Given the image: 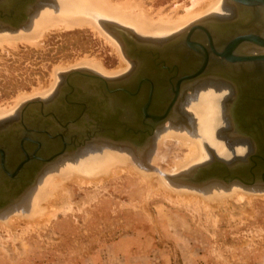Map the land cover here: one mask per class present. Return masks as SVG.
<instances>
[{"label": "rangeland", "instance_id": "374dc122", "mask_svg": "<svg viewBox=\"0 0 264 264\" xmlns=\"http://www.w3.org/2000/svg\"><path fill=\"white\" fill-rule=\"evenodd\" d=\"M142 1L153 12L161 10L160 13L163 15L177 12L178 16L184 15L185 9L180 7L177 10V5L185 4L186 8H192L191 6L196 2V0L194 2L178 0L177 3H174L173 0ZM203 1L202 4H204ZM198 3L200 0L195 4L196 8L199 7ZM202 4L200 6H203ZM208 18H211V15ZM103 23L124 28L119 24L106 21ZM101 28L112 42L119 46L112 32L114 29H110L112 34L110 35L106 32L104 25L103 27L101 25ZM50 30L46 32L39 47L17 43L16 48H11L5 43H2L5 44L4 46L1 44L0 111H7L14 106L13 99H18L20 94L32 95V93L36 94L40 91L48 92V87L51 85L53 86L50 90L54 89L59 81L54 72L80 63V61H84L83 58L90 62L94 61L95 64L99 63L106 72L119 69L122 72L124 68L125 73L127 72L128 64L122 60L119 63L116 50L113 51L114 47H110L112 43L109 45L110 43L106 42L103 36H98V32H92L87 27L62 32L58 29ZM125 59L128 60L126 57ZM195 83L194 85L197 86L201 82ZM46 88L48 89L46 90ZM33 89L36 90L33 92ZM190 90L192 89L188 88L184 93L187 94ZM16 96L17 98H15ZM225 96H228L227 91H223L222 96L217 97L216 110L220 122H216L215 127L213 124L211 127L212 122L203 125L202 114H195L186 107L182 108L181 105L179 110H181L180 108L184 109V111L181 110L184 115L181 112L178 114L180 117L178 119L176 117V120L188 123L190 126H194V129L201 127L202 130L212 132V137L219 138L221 148L225 150L223 153L216 151L223 157L228 150L222 142L227 143L236 139L231 135L229 126L225 127V123H223L220 107L223 105L227 108L226 105L229 101ZM226 110H224L225 116L226 113L229 115ZM8 116L0 119V125L9 121ZM164 126L169 125L165 122ZM174 140L167 138L154 140L155 146L151 152L152 156L148 159L150 166L148 169L142 164L136 163L124 151L109 148L108 150L102 145L106 150L105 155L101 153L94 159H98L97 164H100L101 169L109 164L108 161L103 163L109 156L116 159L114 164L120 168L117 167L115 173L99 168L97 175L92 176L90 181L85 180L87 182L84 183L87 185L65 181L64 187L62 186L57 193L59 196L55 198L58 200L54 199L50 202L57 212L52 208L55 212L48 209L49 211L45 210L46 212L43 210V213L41 210L26 216L27 219L31 217L32 220L28 219V221L31 220L29 222L34 223L35 221V224L31 223L33 225L28 224L29 222L25 223L27 220L14 222V225L8 223V220L7 223H5L6 220L4 222L0 220V264H77L78 259L88 256L98 246L106 245L124 235L139 239V244L147 252L158 250L157 253L162 254V257L167 255V264H264V192L249 195L252 197L247 195L249 199L242 198L241 201L235 195H233L235 199L232 196H227L228 202L225 201V203L217 205V197L212 198L215 200L214 204H211L213 200L209 199L211 197L208 195L222 194V192L223 195H226L235 190L243 192L241 191L243 189L232 186L231 189L224 192L216 189L217 187H212L214 190L202 194L201 191L170 183L164 175H176L195 165L186 166L187 160L185 161L184 158L188 155V147L184 143L182 146L180 141ZM148 147L146 150H149ZM107 151L109 156H107ZM243 153L240 152V155ZM205 154L206 158L203 161L208 159L206 151ZM78 155L74 156L72 160L68 159L69 162L80 161ZM230 156L232 155L229 153L228 157ZM95 165L94 163L93 166ZM175 167L177 168L175 169ZM41 175L42 172L37 175L32 187L30 186V191L31 189L32 191L28 196L33 193ZM46 175L47 173L42 178ZM153 181L158 183H153ZM160 187L162 189H159ZM166 189L175 191L174 196H176L175 194L181 195V197L177 196L180 200L172 198L173 193L171 195L170 192L165 191ZM207 196L208 198H206ZM228 197L230 200L231 198L234 200L230 201ZM6 210L2 209L0 214L2 212L10 213L12 209ZM39 217L42 220L36 224V218L39 219Z\"/></svg>", "mask_w": 264, "mask_h": 264}, {"label": "water", "instance_id": "95a60500", "mask_svg": "<svg viewBox=\"0 0 264 264\" xmlns=\"http://www.w3.org/2000/svg\"><path fill=\"white\" fill-rule=\"evenodd\" d=\"M45 1L0 0V29L15 30L22 27ZM229 2L236 10L239 7L240 11L248 12L245 21V25L250 28L248 32L233 33L214 42V36L207 30L208 26L198 24L180 38L163 39L164 42L144 40L132 36L133 33L125 29L113 28L112 32L125 57L138 66V75L131 83L124 81V77L104 80L89 71L75 70L61 75L52 96L24 103L14 117L8 118L4 127L0 126V210L13 204L30 188L44 166L62 155L74 153L91 141L126 143L135 153L141 154L155 128L162 126V122L164 124L171 114L180 86L188 81L195 83L211 77L227 80L236 93L235 99L227 103L226 108L233 122V127L229 125L230 131L232 136L246 139L248 152L243 157L234 154L227 159H220L213 148L207 147L210 160L167 177L174 185L197 189L212 183L225 187L232 183L264 187V53L261 52L264 49V35L250 24L264 17V0ZM215 20H212L215 25L240 27V20ZM198 31L205 43L192 36ZM160 42L165 44L159 46L163 49L157 48L155 51L146 48V45L151 44L163 45ZM249 43L263 47L257 55L240 56L245 48H239L240 51L236 53L239 57L233 54L239 45L245 47ZM173 54L183 59L181 66L172 67L178 74L174 97L167 105L159 107L153 99L156 100L158 86L163 85L162 71L167 69L162 57ZM152 55L161 60L154 67L158 65L162 71L148 80L144 77L146 67H143L142 62L144 56L149 59ZM192 57L195 62L190 66L187 60ZM182 67L185 70L179 71ZM228 69L234 72L226 73ZM143 85L148 86L147 95L137 102ZM118 104L124 105V109ZM129 106L134 111L133 117H130L134 121L128 120ZM49 127L54 128V134L47 130Z\"/></svg>", "mask_w": 264, "mask_h": 264}, {"label": "bare ground", "instance_id": "6f19581e", "mask_svg": "<svg viewBox=\"0 0 264 264\" xmlns=\"http://www.w3.org/2000/svg\"><path fill=\"white\" fill-rule=\"evenodd\" d=\"M48 1L49 0H46L40 6V8H38L36 10V12L29 18V21L26 24H24L22 27L17 28L15 30L0 29V46L2 43H5L7 46H9L11 48H13V47L16 48L17 43L18 44L22 43V44L30 45V47H32V46L33 47H39L41 44V40L44 39L46 32H48L50 29H53V30L58 29V30H60V32H62V31H70L73 29H81V28L87 27V28H90L92 30V32H95V31L98 32L99 33L98 36H100V37L103 36L104 40H106V42L110 43L109 45H111V43H112V46H110V47L111 48L114 47V49H112L113 51L116 50L117 58L119 56V63L121 62L120 60H122L123 62L127 63L128 67H129L128 61L130 62V68L128 69V71H130V69L132 67L131 61L130 60L127 61L125 59V57L123 55L124 52H123V50L121 51L122 47L119 44V41L116 39L117 43L121 47V49L119 46H117V44H114L112 42V40L109 38V36L102 30L101 25H102V27H103V25L105 26L106 32L109 33L110 35H112L110 33V28L116 29L118 27L121 29L125 28V30H127L128 32L133 33L132 35L137 34L136 36H139L138 38H142L144 40H156L157 41V39H164V38H168V37L172 38L175 36L177 37V35H179L181 32H183V35H184L185 33H187V32L184 33V31H186L189 27H191L192 25H194L197 22H199V23L203 22L205 19H208V17L210 15H211V20H213L212 19L213 17L219 19L222 16H225L228 13V11H230V7L228 4L232 5L229 2V0H207V1L200 0V3H198L199 7L196 8L195 4L198 2V0H196V2H194L195 0H192L194 2V3L192 2L193 3V6H191L192 8H186L185 4L182 6L177 5V10H179L180 7H182V9H185V14L182 16H178L177 12H175V13L173 12L172 14H166V15L161 14L160 13L161 10L158 12H153L151 8H148L145 6V4L142 0H50V2H48ZM177 1L178 0H173L174 3L175 2L177 3ZM202 1L204 2V4H202ZM201 4L203 6H200ZM237 9L240 12V8L237 7ZM104 21L109 22V23L119 24V25L123 26L124 28L119 27V26H114L111 24H104V23L102 24V22H104ZM253 23L254 22H252L251 24H253ZM201 24L204 25L206 23L204 21V23H201ZM197 26H199V25H195L193 27H197ZM210 26L215 27V28L218 27L217 25H215L213 23H211ZM193 27H191V28H193ZM216 30H218V29H216ZM233 31L234 32L235 31L240 32V27H233ZM52 32H54V31H52ZM226 34H227V36L233 35V33H231V34L226 33ZM183 35H181V36H183ZM211 35H213V34H211ZM192 36L195 39H199L200 41L205 43L204 39L202 38L203 35L200 33V31H198L197 33H194ZM215 37L219 41H221V39H220V37H218V35L215 34ZM146 38H148V39H146ZM193 39H191V40H193ZM241 45H239L238 48L234 50L233 54L235 56L237 55L236 53L240 51L239 48ZM253 46H256V45L255 44L245 45V47H253ZM260 46L263 47L262 45H260ZM256 47H258V46H256ZM241 48H244V47H241ZM208 51L210 53V50H208ZM116 52H115V54H116ZM122 52H123V54H122ZM236 57H239V56H236ZM83 59H84V61L82 60V61H80V63L75 62L76 63L75 65L69 66L66 69L62 70V69L58 68L59 69L58 71L54 70L55 71L54 73H56V77L58 76V78H57V80H59L58 83L60 82V78H61V75L63 73H67V72L75 71V70L89 71L90 73H93L97 76L102 77L104 80H111L112 78L115 79V78H118V76L122 77L126 71V70H124L125 69L124 68V69H122V72H120L121 71L120 69L116 70V71L112 70V72H110V71L106 72L105 70H103L100 67L99 63L95 64L94 61L90 62V61L85 60V58H83ZM88 60H90V59H88ZM66 65H68V64L66 63ZM121 65H122V63H121ZM123 65H124V63H123ZM128 71L126 73H128ZM61 72H63V73H61ZM231 72H234V70L228 69L226 73H231ZM52 75H53V72H52ZM210 79L217 80V81H223V82H216V85H213V86H207L206 88L204 86V87H200L196 90H191L192 94H189V96L187 97L188 101L185 105H186V108L188 110L193 111L195 114L196 113L202 114V118H204L203 125H207V124L212 122L210 124L211 127H212V124H213V127H215L217 125V123L220 122L217 118L218 115H217V110H216L217 109L216 108L217 107V104H216L217 97H221L223 91L226 88H228V86H229V85L228 86H225V85L228 83L229 84H231V83L225 79L222 80V79H219L217 77H211ZM58 83H56L54 89L52 88L50 90L51 86H53V85L49 86L48 87L49 89L46 88V90L48 89V92H46V91L41 92L40 91L41 93L37 92L36 94H33L31 92L32 95L29 94L30 96L28 94L24 95V93L23 94L19 93L21 96L18 94L19 96L18 95L17 96L19 98L13 99L14 106L10 107V109H8L7 111H0V119H4V117L15 112L13 115L8 116L7 118L14 117L17 114L18 109L24 103H26L28 101H32L35 99L36 100H42V98H44L46 95H48L51 91L52 92L47 97H45L44 99H47L49 96H52L55 93V88L57 87ZM221 85H224V86H221ZM229 87H231V86H229ZM43 88L45 89V87H43ZM40 89H41V87H40ZM230 89H233V88H230ZM35 90L33 89L32 91L34 92ZM17 96L15 98H17ZM180 105L182 106V104H180ZM225 109H226V107H224L223 105L220 107L222 117H223V121H224L223 123H225V127H228L229 125L233 127L232 119L229 117V115H227V113L225 116V113H224ZM176 117L178 119V117H180V116H178L175 112V114L172 115V119H169V117H168L165 121L168 123L169 126H167V127L164 126V124L162 122V126L158 125L155 128L153 135L149 138L147 143H145L144 147L142 148L143 154H137L139 152L135 153L133 151V148L129 144H126V143H117V142H114L111 140H100V141L96 140V141H91L90 143L86 144L85 146L77 149L72 154L62 155L57 160H55V161L47 164L46 166H44L43 170L41 171L42 172L41 178L39 177L40 180L36 183V186H35L33 193L31 195L28 196V194L32 191V189L30 191V188H28L13 204L7 206L6 208H3V209H7L6 211H10L11 209L12 210L10 211V213H7V214L2 212L0 214V220L3 222L6 220L5 223H7L9 221L8 223H11V224L13 223V225H14V222L17 223V221H21V220H23V222H25L27 220L25 222V223H27V222L31 221L32 219L30 217L28 219H31V220L28 221L26 216L35 214L38 211L42 210L41 211L42 213L45 210L46 211H49V210L50 211H54V210L56 211V209H54L53 206H51L52 204H50V202H51V200H54L56 197L59 196V194L57 196V193L62 186L64 187L65 181H68V182L74 181V183L80 182L78 184H81V183L90 181V179H92L91 177L94 176L98 172V170L100 168V166H99L100 164H97L98 159H94V157L97 158V155H99L101 153L102 154L104 153V155H105L106 150H104L103 147H105L107 149L109 148V149H114V150H118V151L119 150L124 151L125 154H127V155L129 154L132 157V159L134 161H136V163L142 164L143 166L146 167V169H148L150 167L149 163H148L149 162L148 159L150 158V156H152L151 152L153 151L154 146H155L154 145L155 139H157V141L159 139H166V138L169 140L176 139L177 141H180L179 142L180 144L182 143V146L184 143V145H186L188 147V153H187L188 155L186 158H184L185 161L187 160L185 162L186 166H189L192 164L198 165V164H200V161L202 163V162H206V161L210 160V155L206 150L207 147L213 148L218 153L225 152V150L223 148H221L222 145L220 144L221 142H220L219 138H216L219 140V141L218 140L216 141L215 137H212V132H209V131L207 132V130H202L201 127L200 128L197 127L196 129H194V126H190L188 123H183V122L176 120ZM230 126H229V128H230ZM217 135L218 134L216 132V137H217ZM222 141H224V140H222ZM97 143H100V144L98 145ZM222 143H224V146L226 147V150H228V152L225 153L226 155L224 157L221 154L219 155L216 152V154L220 157V159H227L229 153H230V155H234V154L238 155V154H240V152L244 151V153L242 155V157H243L245 155V153L247 152L248 143H247L245 138H236L234 140H230L227 143L225 141ZM102 145H103V147H102ZM148 145H149V147H148ZM203 145H204V147H203ZM99 147H102V148H99ZM146 147H148L149 150H146ZM204 148H205V150H204ZM89 149H91V150H89ZM205 151L207 153L208 159L206 161H203L206 158ZM116 153H117V151H116ZM107 154H108L107 156L110 155L108 153V151H107ZM76 155H78V159L80 161L76 160L73 162H71V161L69 162L68 159L72 160V158L74 159V156L76 157ZM114 156H115V154H114ZM110 158L111 157L109 156V158H107L103 162L105 164V162L108 161L107 163H109V164H106L107 166L105 168H103V167L102 168L104 170H106V172L107 171H111V172L113 171L115 173V170H117L120 167H118L114 164V162H116V159H113V158L110 159ZM92 163L93 164L95 163L96 165L93 166ZM182 165H184V164H182ZM175 166H177V165H175ZM186 166H185V168H186ZM192 166H194V165H192ZM191 167H188L187 169H189ZM176 168L177 167H175V169ZM103 169H101V170H103ZM41 172H39V174ZM133 172H134V170H133ZM46 173H47L46 177L42 178L43 175ZM131 173H132V171H131ZM164 177H165V179H167V181H169V179L166 175H164ZM93 179H95V177H93ZM85 180H87V181H85ZM156 181H158V180H156ZM68 182H67V184L69 185ZM154 182L155 181H153V183ZM158 182H160V181H158ZM84 184L87 185V183H84ZM232 186L233 187L238 186L239 188H242L243 190H241V191H243V192H240V190L239 191L235 190V191H232L231 193L226 194V195L225 194L223 195V192H222V194H218V193L213 194V192H212L213 195H208L211 197L209 199H212L213 197H215V198L217 197L216 201H217V205H218L222 202L225 203V201H227L226 200L227 196H230V197L232 196V198H234L236 196L241 201L242 198H245V199L247 198V200H248L249 198L247 197V195L248 196L251 194L257 195L258 192H264V187H255V186L246 187V186L239 185L236 183H232V184L228 185V187H225L219 183H212V184L208 185L207 187H202V188H198V189L193 188V187L192 188L186 187V188L201 191L202 194H206L207 192H210L212 189L214 190V188H212V187H217L216 189H218L220 191L223 190L225 192V190L231 189ZM31 187H32V185H31ZM162 187L165 188L164 186H162ZM181 187H185V186H181ZM159 189H162V188L160 187ZM62 190H64V189H62ZM165 191L170 192L171 195L173 193V196H171L170 194L169 195L172 198L175 197L178 200H180V198L177 196L181 197V195L175 194L176 196H174L175 191L173 192V191H171V189L170 190L166 189ZM61 192H64V191H61ZM233 195H235V196H233ZM208 196L206 198H208ZM230 197H228L229 200H230ZM249 197H252V196H249ZM232 198H231V200L233 201L235 198L234 199H232ZM261 198H262V196H261ZM183 199H184V197H183ZM55 200H58V199H55ZM212 200H213V202H212ZM212 200L211 201L209 200V201L212 202L211 204H214L215 199H212ZM236 201L239 202L238 200H236ZM210 202H209V204H210ZM56 207H57V204H56ZM61 208H63V207H61ZM57 210H59V209L57 208ZM59 212H61V211H59ZM47 213H50V212H47ZM40 217H39V219L36 218L37 219L36 224L39 223V220L41 222V220H42L41 218H43V217H41V218ZM33 220H34V218H33ZM31 223H33V222H29L28 224H31ZM28 224H26V225H28ZM33 224H35V221ZM33 224H31V225H33Z\"/></svg>", "mask_w": 264, "mask_h": 264}, {"label": "flooded vegetation", "instance_id": "af4514ba", "mask_svg": "<svg viewBox=\"0 0 264 264\" xmlns=\"http://www.w3.org/2000/svg\"><path fill=\"white\" fill-rule=\"evenodd\" d=\"M229 5V7H230V11H228V13L225 15V16H222L221 18H212L213 20L214 19H217V20H219V22H234V21H236V20H240L239 22H240V32H237V31H233V27H229V26H227V25H224V24H218L217 26V28H215V27H212V26H210V24L211 23H215V22H212V20H211V18H208V19H205L204 21H205V23H206V25L208 26L207 27V30L211 33V34H213V36H214V42H215V40L216 41H218V39L215 37V34L216 35H218V37H220V39H222V38H224V37H227V34L226 33H244V32H248V30L250 29V28H248L247 26L248 25H245V21H247V15H248V12L247 11H238L237 12V10H236V7L232 4V5H230V4H228ZM229 14V15H228ZM239 14V15H238ZM238 17V18H237ZM236 19V20H235ZM217 20H215V21H217ZM204 21L203 22H201V23H204ZM219 22H216V23H219ZM198 23L199 22H197V23H195L194 25H192L191 27H193V26H195V25H198ZM201 23H199V24H201ZM208 23V24H207ZM251 24V23H250ZM250 26V25H249ZM251 26L254 28V29H256L257 31H258V33L259 34H261V35H264V17H261V18H259L257 21H255L253 24H251ZM191 27H189L186 31H184V33L185 32H188L189 30H190V28ZM216 29H218V30H216ZM181 35H183V32H181L179 35H177V37L175 36V37H172V38H180L181 37ZM172 38H170L171 40H172ZM167 40V39H166ZM171 40H168V41H171ZM158 41V40H157ZM160 41H164V40H160ZM165 42V41H164ZM160 43H163V42H160ZM159 43V44H160ZM170 43V42H169ZM220 43V42H219ZM146 45V44H145ZM165 44L163 43V45L162 44H160V45H153V44H151V45H146L147 47L146 48H148V49H154L155 51L157 50V48H160V49H163L164 47H159V46H164ZM216 45V44H215ZM247 45H250V43L249 44H247ZM244 47V46H243ZM216 48H217V45H216ZM241 48V47H240ZM246 50L245 51H241L240 52V56H243V55H245V56H252V55H257L258 53V51H260V48H258V47H256V46H253V47H244ZM248 49V50H247ZM243 50V49H242ZM256 50V51H255ZM154 51V52H155ZM262 53H264V49L261 51ZM193 55V54H192ZM188 57H190L189 55H187ZM154 58V59H153ZM163 58V61H164V63H165V68H167L168 70H170V71H168L167 69L165 70V69H163V71L162 70H159L160 68L158 67V65H157V67H154V65H155V63L157 64H159L160 62H159V57H154L153 55L151 56V57H149V59L148 58H146L145 56L143 57V60H144V62H142L143 63V67H146L145 68V72H144V77L145 78H147L148 80H151L152 78H154L157 74H159L161 71H162V74H163V76L161 75V82H162V86H158V93L156 92V100L155 99H153V102L154 103H157L158 105H159V107H164L165 105H167L171 100H172V98L174 97V93H173V90L175 89V83H176V80H177V78H178V74H176L175 73V69L173 68L172 69V67H176V66H181V64H182V62H183V59H182V57L181 56H179L178 54H173L172 56H169V57H162ZM128 61V60H127ZM161 61V60H160ZM162 61V62H163ZM194 60H193V57L191 58V59H189V60H187V63L191 66V65H194ZM128 63H129V68H130V62L128 61ZM152 64H153V66H152ZM128 68V69H129ZM138 66H137V64H135V66L132 64V67H131V69H130V71H128V73H124L123 74V76L122 77H124L125 79H123L124 81H127L128 82V84L129 83H131L135 78H136V76L138 75ZM177 69V68H176ZM183 70H185V67H182V69H180L179 68V71H183ZM185 73H188L187 71L185 72ZM113 79V78H112ZM202 80H204V81H202ZM202 80H200V81H198V82H196L197 84L199 83V82H201L199 85H194V83H189V82H187V83H185V84H183V85H181L180 86V89H179V94L177 95V97H176V100H175V102H174V105L172 106L173 107V109H172V112H171V114L169 115V119H172V115L173 114H175V112H176V114L178 115L179 113L181 114V112H182V114H183V109L182 108H184V107H186V103H187V101H188V99H187V97L189 96V94H192V92H191V90H190V92H188L187 94H185L184 92H185V90H187L188 88H190V89H192V90H196V89H198V88H200V87H204V86H213V85H216V82H223V81H217V80H212V79H202ZM195 83V84H196ZM231 86V87H229V86ZM194 86H196L194 89H193V87ZM221 86H224V85H221ZM225 86H228V88H226L224 91H227L228 92V96H225V98L226 99H229V101H228V103H230V102H232L235 98V92H234V90L233 89H230V88H232V85L231 84H226ZM147 90H148V86H146V85H143L142 86V88H141V90H140V94L138 95V101L137 102H140V101H142V99H145V97H146V95H147ZM232 90V91H231ZM232 93V94H231ZM154 97V98H155ZM231 99V100H230ZM180 104H182V108H180L181 110H183V111H181V110H179V107H180ZM114 105H116V103L114 104ZM122 104H118V106L120 107ZM123 106L124 105H122V109H124L123 108ZM128 112H129V114H130V116L128 117V120H130V121H134V118H131L130 119V117H133L132 116V114H133V110L130 108V106H129V108H128ZM184 115V114H183ZM136 118V117H135ZM0 126H3V125H0ZM56 126V125H55ZM4 127V126H3ZM53 129L54 128H51V127H49L47 130H49L51 133H53L54 134V131H53ZM247 150H248V146H247ZM244 152V151H243ZM248 152V151H247ZM246 152V153H247ZM38 175V174H37ZM37 176H35V178H36ZM35 178H34V180H35ZM33 180V181H34Z\"/></svg>", "mask_w": 264, "mask_h": 264}, {"label": "crops", "instance_id": "0c3cea01", "mask_svg": "<svg viewBox=\"0 0 264 264\" xmlns=\"http://www.w3.org/2000/svg\"><path fill=\"white\" fill-rule=\"evenodd\" d=\"M147 252L134 236L124 235L95 248L88 256L78 259L77 264H167V255ZM168 258V262H169ZM171 264V263H168Z\"/></svg>", "mask_w": 264, "mask_h": 264}]
</instances>
